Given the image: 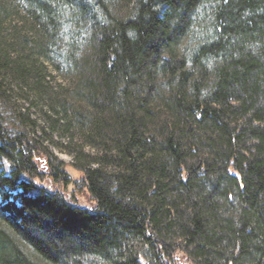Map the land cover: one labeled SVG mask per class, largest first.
Masks as SVG:
<instances>
[{
	"label": "trees",
	"instance_id": "16d2710c",
	"mask_svg": "<svg viewBox=\"0 0 264 264\" xmlns=\"http://www.w3.org/2000/svg\"><path fill=\"white\" fill-rule=\"evenodd\" d=\"M109 3L0 0V88L49 94L41 56L87 104L68 140L91 204L0 130V264H264V0ZM12 15L25 32H4ZM72 30L85 53L58 48Z\"/></svg>",
	"mask_w": 264,
	"mask_h": 264
},
{
	"label": "rangeland",
	"instance_id": "374dc122",
	"mask_svg": "<svg viewBox=\"0 0 264 264\" xmlns=\"http://www.w3.org/2000/svg\"><path fill=\"white\" fill-rule=\"evenodd\" d=\"M134 0H111L109 3L112 11L118 17L129 18L132 14V6ZM6 22L3 26L4 32L7 34L12 32L15 28L19 31L25 32V29H21V23L18 17L15 15L6 18ZM202 19H197L196 22H201ZM194 30L199 31L195 27ZM197 31H195L197 33ZM72 37L69 35L66 38L60 40L58 46L63 49V51L69 52L75 50L77 55L80 53H85L87 47H89L85 40L81 41L76 36L74 30H72ZM196 33H194L196 36ZM193 36V35H192ZM84 38V37H83ZM192 37H187L182 43V50L186 51L189 44L192 45L195 41H192ZM31 41V40H30ZM81 42V43H80ZM83 42V43H82ZM61 52H52L53 59H59ZM64 60V59H63ZM39 61L44 63L46 68V74L43 78V84L47 88L49 94L38 95L34 91L23 89L18 86L15 79H8L7 81H2L0 88V130L3 131L8 138H18L22 142L29 146L34 147L42 153L47 159L57 165L58 163L64 164V170L71 179V183L64 189L67 195L71 194L74 196L77 203L85 206H90V200L84 189V184L82 182L83 173L76 167L73 166L72 159V149L74 144H71L68 140V136L74 131L77 118L74 117L72 112L73 108L77 109L79 105L82 109L86 108V102L75 103V99L71 96L72 81H74V76L70 75L68 71L64 70V63L62 69L55 70L50 64L49 60H45L41 56ZM65 67H69L65 66ZM72 71V70H71ZM14 82V83H12ZM50 98L56 99L57 101H65L66 109L68 111V117H64L62 105L51 101ZM55 101V100H54ZM87 109V108H86ZM75 111V110H74ZM57 112V113H56ZM72 120V123L68 127V131L61 129V125L67 123V120ZM76 131V130H75ZM75 141L77 139V134H74ZM11 163L5 158L0 157V172L4 175H8L11 172ZM38 183H45L42 181H37ZM63 190V191H64ZM22 192L21 189L8 190L7 194L12 197L8 198V201L15 200L13 196H17ZM37 189H32L29 194L37 193ZM2 199L0 198V203ZM24 246V245H23ZM25 249V248H24ZM83 264H94L99 263V259L96 257H87L82 260Z\"/></svg>",
	"mask_w": 264,
	"mask_h": 264
}]
</instances>
